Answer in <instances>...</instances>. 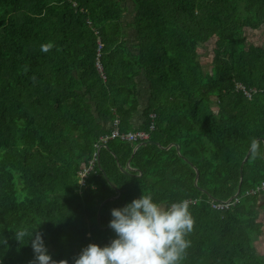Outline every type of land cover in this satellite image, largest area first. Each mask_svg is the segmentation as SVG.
<instances>
[{
  "label": "trees",
  "instance_id": "obj_1",
  "mask_svg": "<svg viewBox=\"0 0 264 264\" xmlns=\"http://www.w3.org/2000/svg\"><path fill=\"white\" fill-rule=\"evenodd\" d=\"M263 27L264 0H0V264H34L14 232L38 226L52 259L73 263L142 194L197 199L180 264H264V205L247 194L264 182V46L246 35ZM145 97L150 140L135 153L109 142L83 180L94 145L117 117L132 130ZM239 187L240 203L211 208Z\"/></svg>",
  "mask_w": 264,
  "mask_h": 264
},
{
  "label": "clouds",
  "instance_id": "obj_2",
  "mask_svg": "<svg viewBox=\"0 0 264 264\" xmlns=\"http://www.w3.org/2000/svg\"><path fill=\"white\" fill-rule=\"evenodd\" d=\"M53 47L52 43H45L40 49L47 53ZM260 144L252 139L248 149L252 160L261 157ZM110 215L108 227L115 238L104 247L89 244L73 259V264H180L190 247L191 242L185 237L193 231L194 220L186 200L163 206L153 202L150 194H142L122 208L112 209ZM38 227L14 232L18 243L26 236L31 241L34 264H68L67 260L52 259Z\"/></svg>",
  "mask_w": 264,
  "mask_h": 264
},
{
  "label": "built area",
  "instance_id": "obj_3",
  "mask_svg": "<svg viewBox=\"0 0 264 264\" xmlns=\"http://www.w3.org/2000/svg\"><path fill=\"white\" fill-rule=\"evenodd\" d=\"M74 7H76V5H74ZM84 11L85 10H83L82 12H84ZM97 65H98V68L101 70L100 62L97 63ZM238 86H237V90L243 92L244 95L246 97H248L249 99L255 93V91H247L243 86H240V87H238ZM151 119L154 120L155 116L152 115ZM119 122H120L119 119L115 120L113 130L109 134H106V135H103L100 137V142H98L96 144V151L93 155V161L91 162L90 166L85 167L84 172L82 174H80V176H82L83 180L88 178L89 174L93 171V168L95 167L96 163L98 162L100 148L107 145L108 141H110L111 139L120 137L122 139H128V140H137V139H139V140H145L146 139L147 140L149 138L148 137L149 134L146 132H139L138 134H133V133L122 134V133H120L119 128H118ZM151 127L154 128V124H152ZM262 192H264V183H262L261 186L255 188V189L249 190L247 192V194L248 195H257V194H260ZM238 200H239V198L235 197V201H226V202H219V203L213 202V207L215 209H218V210L228 209L234 203L239 202ZM189 204H190V202H189Z\"/></svg>",
  "mask_w": 264,
  "mask_h": 264
},
{
  "label": "crops",
  "instance_id": "obj_4",
  "mask_svg": "<svg viewBox=\"0 0 264 264\" xmlns=\"http://www.w3.org/2000/svg\"><path fill=\"white\" fill-rule=\"evenodd\" d=\"M74 5H76V4H74ZM77 7V6H76ZM143 84H141V86H142ZM140 86V87H141ZM147 86V85H146ZM145 86V87H146ZM255 93H256V91H255ZM254 93V94H255ZM253 96V95H252ZM251 96V97H252ZM144 108H145V106L135 115V117L133 118V120H132V124H133V126H132V130H128V131H122V129H121V124H122V122H121V119H119L118 117L115 119V120H117V119H119V131H120V133H122V134H128V133H133V134H138L139 132H146V133H148L149 135H148V139L146 140H139V139H137V140H128V139H122V138H120V137H117V138H114V139H111L110 141H108V143L109 142H111V141H115V140H118V141H121V142H123V143H129V144H132V145H136V146H138L134 151H133V153H135L137 150H138V148L141 146V145H144L145 143H147L149 140H150V136H151V134H150V132L151 131H153V130H155V125H154V128H152L151 126L149 127V129H148V131H145V130H142V124H143V120H141V117H142V113H143V110H144ZM115 120L112 122V125L110 126V131L108 132V133H106V134H109L112 130H113V126H114V122H115ZM106 134H104V135H106ZM103 136V135H102ZM99 142H100V139H99ZM106 146V145H105ZM105 146H103V147H101L100 148V150L102 149V148H104ZM135 146V147H136ZM94 147H95V151H96V145H94ZM100 150H99V152H100ZM98 162H99V160H98ZM131 164V160L129 161V164H127V167L129 168V165ZM197 180H198V176H197V179H196V182H197ZM264 183V182H263ZM262 185V183L260 184V185H258L257 187H259V186H261ZM256 187V188H257ZM255 189V188H254ZM117 196L115 197V198H118V197H120L121 196V194L119 193V192H117ZM234 196H236V194L234 195ZM232 197V198H229L228 200H225V201H222V202H226V201H235V197ZM240 196V194L238 195V196H236V197H238L239 198V202H236V203H234L231 207H233V206H235V205H237L238 203H240V201H241V198L239 197ZM259 198H260V205L261 204H263L264 205V192H262L261 194H259ZM186 201H188V202H190V204H195V203H197V199H186ZM213 202H215V201H213L212 199H210V201H209V205H211V208L213 209V210H215V211H219V212H224V211H226V210H228L229 208H231V207H229L228 209H222V210H218V209H215L214 207H213ZM161 205H163V206H165L163 203H160ZM262 212V211H261ZM262 218H263V221H264V211H263V213H262ZM264 240V227H263V232H262V235L261 236H259L258 237V239L257 240H255V242H254V246L256 247V249L258 250L259 248L257 247V243L258 242H262ZM259 252H260V250H259ZM68 263L69 264H73V263H71L70 261H68Z\"/></svg>",
  "mask_w": 264,
  "mask_h": 264
},
{
  "label": "rangeland",
  "instance_id": "obj_5",
  "mask_svg": "<svg viewBox=\"0 0 264 264\" xmlns=\"http://www.w3.org/2000/svg\"><path fill=\"white\" fill-rule=\"evenodd\" d=\"M131 20H132V18L127 15L126 16V22H131ZM246 35H247L249 41L253 42L256 45H263L264 46V27L259 29V30L246 29ZM213 48H214V45H213L212 41L209 42L206 46H203V48L201 49V53L203 54V58H202L203 63L207 64L209 62V58H211L213 56ZM240 86L241 85H239L238 87H240ZM144 91L146 94H148V86H146L144 88ZM141 102H142V105H141L140 110L147 104V98L145 97L144 99L141 100ZM141 120H143V119L141 118ZM171 146L172 145H169L164 149L168 150ZM137 147L138 146H136L134 148V150ZM127 169H130V168H127ZM138 177H141V174ZM241 199H242V196H241ZM214 201H216V203L221 202L218 200H214ZM257 247L259 248L258 250H260V253H264V240L262 242H258Z\"/></svg>",
  "mask_w": 264,
  "mask_h": 264
},
{
  "label": "water",
  "instance_id": "obj_6",
  "mask_svg": "<svg viewBox=\"0 0 264 264\" xmlns=\"http://www.w3.org/2000/svg\"><path fill=\"white\" fill-rule=\"evenodd\" d=\"M146 144V143H145ZM248 158V157H247ZM240 192H241V188L239 187V189H238V191H237V193H236V196H238L239 194H240ZM236 196H234V197H236Z\"/></svg>",
  "mask_w": 264,
  "mask_h": 264
}]
</instances>
